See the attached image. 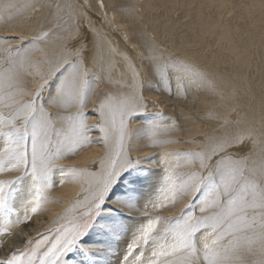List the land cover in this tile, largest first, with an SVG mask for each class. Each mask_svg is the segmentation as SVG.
<instances>
[{
	"label": "rangeland",
	"instance_id": "1",
	"mask_svg": "<svg viewBox=\"0 0 264 264\" xmlns=\"http://www.w3.org/2000/svg\"><path fill=\"white\" fill-rule=\"evenodd\" d=\"M110 14L119 24L117 30L112 29ZM263 22L264 0H0V133L10 134L0 135V152L27 131L24 148L29 161L27 167L21 165L14 170L6 165L0 171V181H17L6 188L13 196L9 200L11 211L0 213V248L18 226L43 217L48 210L45 205L58 201V193L67 182L76 175H85L77 198L40 234L27 238L22 249L0 258V264H7L13 256L17 264H27L33 252L39 264L56 239L73 229L81 235L71 250L60 253L56 264H70L71 258L79 254L87 261L92 253L82 245L95 228L101 230L97 226L101 216L107 211L114 213L112 207H107L114 204L115 189L123 182L138 184L135 194L122 195L126 200L136 197L137 206L132 210L120 204L133 214L132 225L129 229L112 228V238L103 240V248L112 249L111 255L113 251L121 254L115 264H131L141 253L137 264L156 260L153 251L170 245L177 224L183 225L185 220L195 224L201 218L219 214L217 220L226 227L227 195H221L223 209L218 204L200 211L216 197L217 187L223 193L228 178L226 166L240 164L244 169L238 182H246L240 183L239 192L234 186L231 194L247 193L251 201L253 186L264 187V176L252 173L257 167L255 158L264 159V31L258 36L264 29ZM223 29L231 32L225 43L220 40ZM125 33L129 42L123 38ZM120 43L130 47L131 54ZM244 44H253L252 51L248 52ZM130 59L143 74L138 82H125L115 76L131 67ZM237 75L243 81L242 89L234 92L232 84ZM70 84L75 90L62 88ZM139 87L140 95L151 97L154 107L137 104ZM81 89L82 99L75 95ZM110 114L115 124L111 119L108 130L103 115L109 120ZM92 116L97 121L90 126ZM95 127L104 149L97 150L100 152H96L93 162L83 169L65 166L94 147ZM34 130L37 148L41 144L45 147L44 167L51 187L32 178ZM126 149L131 155H145V167L138 166L135 157L124 158ZM71 169H75L74 174ZM112 172L116 175L97 210L94 205L98 193ZM147 184L154 187L147 186L144 193L140 186ZM33 207L37 208L35 212ZM249 210L250 218H258L259 209ZM149 220H158L151 233L158 239L147 245L141 241L126 262L128 245L141 235ZM85 224L89 225L87 229L82 227ZM130 229L120 251L115 240ZM210 232L211 227H199L195 233L199 259H194V264H205L203 244L207 237L211 246ZM256 236L263 239L264 228L255 226L236 233L235 238L225 236L216 250L231 247L230 264H264V246L255 247L256 251L250 248L251 242L259 241ZM158 260L160 264L165 260L179 264L178 256Z\"/></svg>",
	"mask_w": 264,
	"mask_h": 264
},
{
	"label": "snow or ice",
	"instance_id": "2",
	"mask_svg": "<svg viewBox=\"0 0 264 264\" xmlns=\"http://www.w3.org/2000/svg\"><path fill=\"white\" fill-rule=\"evenodd\" d=\"M63 87H70L75 90V85H65ZM62 90V89H61ZM77 98L83 96L82 89L75 92ZM123 120L121 121V139L123 138ZM0 135L9 136V133H0ZM27 136V131L19 137V139L13 140L12 144L4 147L3 151L0 152V171L5 170L6 165H11L12 169L18 170L21 165L28 166V155L27 151L24 148V140ZM37 133L34 130L32 133V155H31V169H32V178L34 181H43L46 186L51 187V184L48 180V171L44 167V152L45 147L43 144L40 145V148H37L36 144ZM79 146H84L80 142H77ZM14 161V163H13ZM39 162V163H38ZM113 162V166H114ZM73 174L75 169L69 170ZM227 179L224 183V191L220 192L219 187L216 188L217 195L210 202H206L205 207H202L200 211H206L208 207H215L218 204L221 209L224 208V204L221 203V195H227L228 200L226 203L229 205L228 212L224 216V222L227 224L226 227L223 226L217 220V215L212 217H204L200 220H197L195 224L191 223L189 220H185L183 225L177 224L176 229L174 230L173 242L168 246H161L159 250L153 251L152 256L159 257H172L178 256L179 264H194V259H199L197 256V248L194 240V235L198 231L199 227H211L212 232L208 233V237H213L211 240V246L206 241L203 244V260L205 264H230L231 256L230 252L232 251L231 247H225L222 251H217L216 249L220 248V240L225 236H233L235 238L236 233L244 232L255 226L264 228V187L259 185L253 186V191L251 193L252 200H248L247 193H240L239 195H233L232 189L235 186L237 192H239L240 183H245L246 181H239V177L244 176L243 166L240 164H229L226 166ZM115 172L109 174L108 178L103 183L102 190L98 193V202L94 207L99 210L101 203L103 202L104 195L108 190L109 185L112 182V178L115 176ZM17 181H0V213L10 212L11 208L9 206V200L12 198L13 193L11 190L6 191L8 185H14ZM35 200L37 206L40 201L39 191L35 194ZM238 201V205H237ZM259 209L258 218L253 216L249 217L248 210ZM36 207L32 208V211L35 212ZM235 217V219H233ZM194 219V218H192ZM212 221L211 224H206L205 221ZM158 220L153 221L149 220L147 225L142 229L141 235L134 239L128 245V254L124 257V260L127 262L130 256H134L135 250L140 247L141 241L144 245H147L150 240L155 241L157 237L151 236V233L155 231ZM87 229L88 224L82 226ZM0 232H3V229H0ZM81 235V232L78 229H73L71 232L65 234L62 237L56 239V242L51 245V247L43 254L44 258L40 259L39 264H56L57 259L59 258L60 253L64 251L71 250V246L75 245L77 242V237ZM232 242H230L231 244ZM33 258L27 261V264H36L35 257L36 253L33 252ZM143 253L140 256H135L131 264H137L141 259ZM7 264H17L16 257L9 261ZM149 264H160L159 260H152ZM164 264H175L174 261L165 260Z\"/></svg>",
	"mask_w": 264,
	"mask_h": 264
},
{
	"label": "bare ground",
	"instance_id": "3",
	"mask_svg": "<svg viewBox=\"0 0 264 264\" xmlns=\"http://www.w3.org/2000/svg\"><path fill=\"white\" fill-rule=\"evenodd\" d=\"M10 1V0H9ZM12 1V0H11ZM100 4H102V3H100ZM262 5V4H261ZM81 6H83V5H81ZM102 8H105V6L103 5L102 6ZM262 8H263V5H262ZM253 15V14H252ZM248 16V15H247ZM249 17V16H248ZM253 17V16H252ZM255 17H256V20H258L259 21V15H257V14H255ZM28 18V17H27ZM251 18V17H250ZM110 20H111V23L113 24L112 25V29H113V27H114V29H118V27H116L117 25H119V24H117V23H115L116 21H115V15L114 14H110V18H109ZM8 21V20H7ZM262 21H263V19H262ZM264 23V22H263ZM2 24V23H1ZM117 24V25H116ZM206 25V24H205ZM205 25H203V27L202 28H204L205 29ZM260 25V24H259ZM263 26H264V24H263ZM257 27H259V26H257ZM198 29V28H197ZM203 29V30H204ZM263 31H264V29H261L260 31H259V34H258V36L260 37L261 35H262V33H263ZM9 32V31H8ZM17 32V31H16ZM124 32V31H123ZM252 33H253V31H251ZM11 33V32H10ZM15 33V32H14ZM112 34V33H111ZM230 34H231V32L230 31H226V29H223L222 31H220V40L222 41V43H225V41H228L229 40V37H230ZM125 36L123 37L125 40H126V42H129L130 40L128 39V35L125 33L124 34ZM251 36H253V35H251ZM255 36V35H254ZM109 39V38H108ZM22 41V40H21ZM104 42V41H103ZM113 42V41H112ZM124 43V42H123ZM123 43H120L121 44V47L125 50V51H127V52H131L132 50H131V48L130 47H126ZM112 44V43H111ZM114 44V43H113ZM112 44V45H113ZM263 45V44H262ZM57 46V45H56ZM244 46L245 47H247V51L248 52H251L252 51V49H253V44H244ZM261 47V46H260ZM115 48L118 50L119 48L117 47V45H116V43H115ZM135 49V48H134ZM260 49V48H259ZM258 49V50H259ZM119 52H120V50H118ZM122 52L121 53H123L124 54V56H127V58L128 57H130L129 56V54L127 53V52H125V51H123V50H121ZM150 51H151V49H150ZM57 52V51H56ZM56 52H54V53H56ZM108 52V51H107ZM118 52V53H119ZM137 52V51H136ZM238 53V55H240L241 56V58H243V54L242 53H239V51H237ZM259 52V51H258ZM120 53V54H121ZM123 54H122V56H123ZM131 54V53H130ZM110 55V54H109ZM248 56H250V55H252V54H250V53H248L247 54ZM125 59H126V57H124ZM124 58H122V59H124ZM141 58V57H140ZM242 61H243V59H242ZM125 62H126V60H125ZM129 62H130V68H128V70L126 71V72H123V71H121L120 73H119V71L118 72H116V74H115V76H116V78H118V79H122L123 81H131L132 80V82H138V81H140V79L142 78V76H143V74L140 72V70L138 69V65L137 64H135V63H132V60L130 59L129 60ZM244 62V61H243ZM124 64V63H123ZM129 67V66H128ZM111 68V67H110ZM214 68V67H213ZM209 70V69H208ZM151 71V70H150ZM208 72V71H207ZM135 75L137 76V77H135ZM210 75V74H209ZM144 80V79H143ZM228 81V79L226 78V82ZM132 82H130L131 84H132ZM243 81H239V79H238V75L233 79V84H232V87H233V91L234 92H237V90L240 88V89H242V86H241V83H242ZM143 83V82H142ZM145 84V83H144ZM146 85V84H145ZM22 88V87H21ZM36 88V87H35ZM39 88V87H38ZM96 91V90H95ZM32 92H33V90H32ZM141 91H140V87L138 88V95H136L137 97H136V101H137V104L138 105H140V106H142L143 108H145L147 105L150 107L152 104H153V100H151V97H149L148 99H145L142 95H140L141 93H140ZM39 93V92H38ZM96 97V95H94V98H93V100H92V103H91V107H93L94 106V103H95V98ZM151 101V103L152 104H150V101ZM156 105L158 106V103H156ZM153 106V105H152ZM154 107V106H153ZM90 110H92V109H90ZM146 111H149V110H145V112ZM108 112L109 111H107V115H108ZM110 113V112H109ZM107 115H103V124H105V128H107L108 130L110 129V126H111V119H112V115L110 114V119L108 120L107 119ZM109 116V115H108ZM109 118V117H108ZM97 121V118H94V116H92L91 118H90V121H89V123L91 124L90 126H93V125H95V122ZM112 122H113V124H115V122L113 121V119H112ZM195 124V123H194ZM120 127H119V123L117 124V130L116 131H118V129H119ZM93 135H92V138H93V141L94 142H96L95 143V145H94V147H92L91 149H87V152L85 153H83L80 157H76V159H72L71 161H68V162H70V163H68L67 161H66V163H68V164H65V166H73V167H76V168H78V169H83V167H85V166H87V165H90V163L91 162H93V160H92V158L95 156V154H96V152H100V151H97V150H103L104 149V147H105V145H104V143L102 142V143H100V138H102L101 137V134H100V132H99V130H98V127H95V128H93ZM190 132V131H189ZM192 132V131H191ZM101 140H103V139H101ZM243 146V145H242ZM244 147V146H243ZM129 153V154H128ZM129 155V157H131V158H136V159H138V161H137V164H138V166H143V167H145L144 166V160L142 159V158H144L145 157V155H141L140 153H136V154H134V155H131L130 154V149H126V150H124V153H123V156H124V158H125V156H128ZM137 155H140V156H137ZM257 160V161H256ZM125 161L126 160H124V159H122V165H125L124 163H125ZM254 161H256L255 162V164L257 165V167L252 171V173H253V175H263L264 176V159H259L258 157L257 158H255V160ZM253 161V162H254ZM121 165V167H123ZM128 165V164H127ZM120 167V168H121ZM69 168V167H68ZM129 169V168H128ZM120 170V169H119ZM122 170V169H121ZM120 170V171H121ZM136 171V170H135ZM124 172V170L123 171H121L120 173H123ZM138 172H139V170H138ZM142 172V171H141ZM129 173H131V172H129ZM142 174V173H141ZM147 174V172L146 171H144V173H143V175H146ZM82 177H85V175L84 176H78V175H76L75 176V178H73V179H71V181L70 182H67V184L66 185H64L63 187H62V190H61V192L60 193H58V201H56V199L54 200V202H53V205H45L46 207H47V212H45V214L43 215V217H37V218H35L34 220H30L29 222H28V224H24V225H21V226H18L17 228H16V230H14V232H13V234H11V236L7 239V241H6V243L0 248V258H2V259H6L7 257H9L11 254H12V252L14 251V250H17V249H22L23 248V246H24V242H25V240L27 239V238H29V237H31V236H35V235H37V234H40L41 233V231L43 230V229H45V225L46 224H48V223H50L54 218H56L61 212H63V210H64V208H66L68 205H70L71 204V202L73 201V199L74 198H77V194L79 193V188H80V185L81 184H83V181H82ZM130 177H131V179H133L134 178V175H132V174H130ZM129 177V178H130ZM255 177V176H254ZM259 177V176H258ZM85 180V179H84ZM87 181V180H86ZM100 183V182H99ZM122 183V182H121ZM86 184V183H85ZM132 185H134V184H131V183H129V182H127V183H122L121 185H119V188L118 189H115V191L117 192V197L115 198V201H114V204H112V203H110L109 205H108V207L107 208H113L115 211H114V213H113V210L112 211H107V212H105V214H103L102 216H101V220H100V222L101 223H98V227L100 226V228H101V230H99V229H97V228H95V230H93L92 232H91V235H90V238L89 239H87L88 241L87 242H85V244H83L82 246V248L84 249V250H88V251H90L92 254L90 255V258L86 261H84L83 259V257H82V255L81 254H79V255H75V256H73L72 258H71V263L70 264H115L117 261H119L120 260V257H121V254H119V253H116L115 251H113V255H111L112 254V249L110 250V251H108V249L107 248H103V246H104V242H103V240H105V239H109V238H112L111 237V233L109 232V230H111L112 228L114 229V228H118V227H122L123 229H129V227L132 225V213L130 212V211H127L123 206H121L120 204H124L127 208H130V209H135V207L137 206L136 205V197H134L133 199H131V200H126V199H124V197L122 196V195H124V194H135L136 193V191H138L137 189H136V186L138 185V184H136V185H134L135 187H133ZM118 186V185H117ZM151 187V186H153L152 184H147V185H141L140 187V189L144 192V193H146L145 192V190L148 188V187ZM156 186V185H155ZM154 187V186H153ZM154 189V188H153ZM151 191V190H150ZM151 193V192H150ZM157 198H158V195H157ZM158 202V201H157ZM156 202V203H157ZM15 209V208H14ZM252 209V208H251ZM124 210H126V211H124ZM255 210V209H254ZM250 211V210H249ZM115 212H118V213H120L119 215H115V214H117V213H115ZM121 212H123V213H121ZM254 212V211H253ZM126 215V216H125ZM128 215H130V216H128ZM45 219V220H44ZM120 219L122 220V222L120 221ZM145 223V222H144ZM100 224V225H99ZM129 225V226H128ZM112 231V230H111ZM130 231H131V229L130 230H127V231H125V233H123L122 235H120V236H123V237H121V238H116V240L115 241H117V243L119 244V250L121 251V250H123L124 249V247H125V245H126V243L125 242H127V240L126 239H124V238H126L127 236H129L130 235ZM254 233V232H253ZM257 233V232H256ZM259 233V232H258ZM257 233V234H258ZM263 233V232H262ZM261 233V234H262ZM260 234V233H259ZM254 235V234H253ZM32 239V238H31ZM135 239V238H134ZM253 239H255V238H253ZM258 238H257V236H256V240H257ZM30 240V239H29ZM259 240V239H258ZM260 240H263V242L262 241H260ZM260 240L259 241H257L255 244H254V242H251V245H250V248H253L254 247V249L253 250H255L256 248L255 247H263L264 246V236H263V239L262 238H260ZM125 241V242H124ZM250 241H252V240H250ZM240 242H242V241H240ZM249 243V242H248ZM249 245V244H248ZM243 246V245H242ZM244 246H245V244H244ZM246 251H248V250H246ZM256 251V250H255ZM110 253V254H109ZM116 253V254H115ZM239 254V253H238ZM158 259V258H157Z\"/></svg>",
	"mask_w": 264,
	"mask_h": 264
}]
</instances>
